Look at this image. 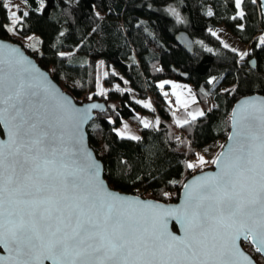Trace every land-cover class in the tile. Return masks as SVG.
Instances as JSON below:
<instances>
[{
	"label": "trees",
	"instance_id": "16d2710c",
	"mask_svg": "<svg viewBox=\"0 0 264 264\" xmlns=\"http://www.w3.org/2000/svg\"><path fill=\"white\" fill-rule=\"evenodd\" d=\"M24 1L27 15L13 29L18 36L34 37V43L21 45L25 52L76 103H105L86 125V135L102 162L103 179L117 191L176 201L185 179L211 167L229 131L233 103L244 95L264 96V39L259 36L264 27L256 0H240V11L235 0ZM1 7L0 38L14 41ZM219 26L247 46L242 59L211 33ZM177 31L191 37V54L175 42ZM121 79L138 99L151 98L156 117L147 127L139 120L149 112L121 89ZM167 79L191 88L202 115L179 126L172 122V112H179L157 84ZM113 83L119 87L109 90ZM121 121L136 129V139L114 132ZM215 142L217 151L202 167L187 168ZM240 246L263 264L249 243L240 241Z\"/></svg>",
	"mask_w": 264,
	"mask_h": 264
},
{
	"label": "snow or ice",
	"instance_id": "6c2138e0",
	"mask_svg": "<svg viewBox=\"0 0 264 264\" xmlns=\"http://www.w3.org/2000/svg\"><path fill=\"white\" fill-rule=\"evenodd\" d=\"M35 96L30 76L5 75L0 61V117L7 112L10 125L6 152L0 146V246L9 253L7 264H238L236 241L241 237L264 252V103L246 102L242 119L248 134L230 137L235 145L221 154L224 160L212 161L222 164L220 175L189 187L183 206L122 200L99 184L102 196L89 193L78 204L61 206L51 199H22L32 195L26 189L39 193L48 188V169L56 163L49 158L55 155L54 145L37 133L36 117L26 107ZM257 112L261 134L254 136ZM34 148L46 154L42 163L31 155ZM63 155L75 153L65 150ZM87 167L98 179L95 165ZM242 177L249 181L247 199L237 191ZM64 182L72 183L71 177ZM169 219L183 226V237L167 231Z\"/></svg>",
	"mask_w": 264,
	"mask_h": 264
},
{
	"label": "water",
	"instance_id": "95a60500",
	"mask_svg": "<svg viewBox=\"0 0 264 264\" xmlns=\"http://www.w3.org/2000/svg\"><path fill=\"white\" fill-rule=\"evenodd\" d=\"M259 9V17L264 27V0H256ZM175 42L180 45L183 50L188 54L193 51L192 39L189 34L184 31H177L174 37ZM22 58L23 62H20ZM0 61H3L5 75L11 73L13 75L30 76L31 83L34 85V91L37 96L31 99V103L26 107L36 117L35 123L37 124V133L41 136L47 137L49 146L55 147V155L49 158L55 159L56 163L49 166V180L48 188L37 193L35 189H26L31 191L32 195L22 197L25 201L31 200H47L60 202L61 206L75 205L81 202V198L89 193L102 196L96 190V185L99 184L103 187L104 191L110 193L112 196L120 197L126 201H140L141 203L158 205L161 208H177L184 205L186 201V193L188 188L193 186L196 182L202 180L204 177L218 176L221 173L222 164H213V160L219 158L220 161L224 160L222 153H227L230 147L235 145V140L230 137H235L238 132L248 134L245 125L248 123L242 119V109L246 102H255L257 105L264 103V96L260 94H249L237 99L229 113V126L228 133L224 138L223 144L218 149L217 153L211 161V167L193 173L183 181L178 192V198L173 202H160L153 198L149 199L144 196H139L132 193H125L120 190L112 189L108 186L105 179H103V165L99 158L96 157L93 149L88 145V136L86 135V125L93 120L96 113H101L105 109V103L92 100L76 103L71 96L66 94L58 84L51 78L50 74L42 69L34 58L25 52L24 48L17 41L0 38ZM249 67L254 69L255 63L253 59H249ZM7 107V105H5ZM8 113L5 112L3 117H0V146H6L10 140V125L8 123ZM255 128L252 135L259 136L261 134L259 125V113L253 122ZM258 144L259 140L253 141ZM67 150L70 154L75 155L64 156V151ZM33 156L41 157L42 163L45 153H40L38 148H34ZM95 165V172L98 179L94 178L88 169V165ZM250 175V174H248ZM65 177H71L72 183L66 184ZM237 191L240 192L241 197L247 199L250 194L249 181L246 177H242ZM188 186V187H186ZM7 201L5 202V209H7ZM27 207V205H21ZM174 226V230H172ZM167 231L172 235L183 237V226L175 219H169L167 222ZM240 241L249 243L254 248L256 254L262 258L264 264V252H257L256 245L250 241H245L243 237L236 241V247L241 255L235 257L238 264H257L243 248L240 246ZM135 256V253H134ZM9 258L8 251L0 246V264H7ZM100 258H103L102 256ZM45 264H51V261H45ZM110 264V262H109Z\"/></svg>",
	"mask_w": 264,
	"mask_h": 264
},
{
	"label": "rangeland",
	"instance_id": "374dc122",
	"mask_svg": "<svg viewBox=\"0 0 264 264\" xmlns=\"http://www.w3.org/2000/svg\"><path fill=\"white\" fill-rule=\"evenodd\" d=\"M0 4H2V7H1V10L3 12L2 19L3 20L5 19L7 21L8 29H11V31H9L10 38H12L13 40H16L24 47L28 46L29 44L34 43V37H32L31 35H25L24 37L18 36L13 29L14 25L19 21L20 16L23 15V13L27 11L25 1L24 0H2ZM234 4H235L236 9L240 11L239 7H237L236 5V0L234 1ZM14 13H15V16L13 15ZM210 31L228 48L230 49L232 48L238 54V57L240 59H242L247 54L246 53L247 46L238 42L231 34L226 32L221 26L212 28L210 29ZM259 36L262 40L264 39V36L262 33H260ZM110 69L113 70L114 68L110 67ZM121 81H122V85L120 86L121 89L123 91L124 90L128 91L129 96L130 95L135 96L134 93L130 91L126 80L121 79ZM182 85H184V83ZM118 87L119 85H117L116 83H113V85L111 87H108V89L109 88L113 89V88H118ZM100 90L101 92L106 91L103 88ZM96 91L99 92V86H96ZM131 98H135V97H131ZM143 103L150 104V101L143 100ZM187 108L188 109L184 110L185 111L184 113L190 110L189 114L192 118L198 117L200 113H202V109H200L199 106L195 103L190 104V106ZM180 110H183V109H180ZM180 110L177 109L178 112H180ZM173 111H175L174 108H173ZM196 111H197V114H195ZM175 116H176L175 113L173 115V112H172L171 120L173 123H177V121L175 120ZM150 121H151V115L150 113H147L140 118L139 123L141 126L145 127V125H148ZM114 132L117 133V135H120L125 138L134 137V139H136L139 135L137 134L136 129H134V127L131 124L125 121H121L120 125H116L114 128ZM218 145H219V142H215L210 148L203 150L201 154H196V156L194 157L195 161L193 160L194 164L198 167H202L203 165H200L198 158L203 157V159H205V157H210L213 153H215L214 151H217Z\"/></svg>",
	"mask_w": 264,
	"mask_h": 264
},
{
	"label": "crops",
	"instance_id": "0c3cea01",
	"mask_svg": "<svg viewBox=\"0 0 264 264\" xmlns=\"http://www.w3.org/2000/svg\"><path fill=\"white\" fill-rule=\"evenodd\" d=\"M108 70L112 73L117 74L116 70L114 69L111 70L110 67L108 68ZM157 84L160 87V90H162L164 93L167 94L169 100L171 101V105H173L175 109H178V110L183 109V110H180L179 113L175 114L176 115L175 120L177 121L176 125L179 126L180 124L188 120H191L192 117L189 114L190 110L184 113L185 112L184 110L188 109L187 107H189L190 104H193V103L196 104V100L193 97L191 88L186 84L182 85L183 84L182 82L175 83L168 79L164 81H159V83ZM130 97H135L131 99L135 102H138L142 107H144L147 110V112L150 113L151 120H155L156 113L153 110L152 101L149 96L143 100L150 101V104L143 103V100L138 99L136 95L135 96L130 95ZM195 114H197V111L195 112Z\"/></svg>",
	"mask_w": 264,
	"mask_h": 264
},
{
	"label": "built area",
	"instance_id": "2783aa9c",
	"mask_svg": "<svg viewBox=\"0 0 264 264\" xmlns=\"http://www.w3.org/2000/svg\"><path fill=\"white\" fill-rule=\"evenodd\" d=\"M262 34H263V36H264V32H263ZM86 94H87V93H85L84 96H86ZM193 160H194V157L191 158V159L189 160V162H192Z\"/></svg>",
	"mask_w": 264,
	"mask_h": 264
}]
</instances>
